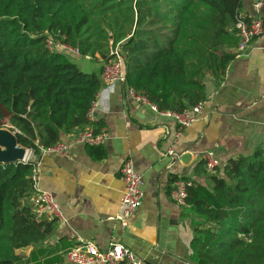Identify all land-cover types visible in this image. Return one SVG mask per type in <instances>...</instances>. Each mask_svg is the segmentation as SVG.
<instances>
[{
  "label": "trees",
  "instance_id": "1",
  "mask_svg": "<svg viewBox=\"0 0 264 264\" xmlns=\"http://www.w3.org/2000/svg\"><path fill=\"white\" fill-rule=\"evenodd\" d=\"M243 0H0V126L39 154L93 124L87 118L101 88L100 72H86L47 40L91 60H109L118 45L126 88L159 110L181 111L206 99L204 77L216 82L236 56L235 23L249 20ZM101 71V70H100ZM93 158L96 146H87ZM34 162L0 164V264H24L17 250L36 247L55 230L37 218ZM192 180L182 218L192 230L194 264H264V143ZM176 177H172L170 190ZM27 260V258H26Z\"/></svg>",
  "mask_w": 264,
  "mask_h": 264
},
{
  "label": "crops",
  "instance_id": "2",
  "mask_svg": "<svg viewBox=\"0 0 264 264\" xmlns=\"http://www.w3.org/2000/svg\"><path fill=\"white\" fill-rule=\"evenodd\" d=\"M242 3L244 16L260 17L264 23V0ZM64 53L75 62L82 59ZM83 59L78 65L86 72H100L101 61ZM204 82L203 109L190 126L138 103L125 84L101 85L92 122H100L99 129L108 133L93 150L103 152L102 158H93L80 144L71 147L68 157L29 152L28 159L40 163L38 187L52 193L63 218L56 219L54 233L38 246L17 250L24 264H71L65 251L86 240L99 247L121 243L144 264H194L192 230L170 197L171 179L182 176L205 183V175L194 171L203 152L212 150L221 169L227 159L264 143V33L245 54L234 57L222 81L206 74ZM73 135L62 132L60 141L70 143ZM126 160L142 174L143 198L121 225L115 217L124 189L119 173Z\"/></svg>",
  "mask_w": 264,
  "mask_h": 264
},
{
  "label": "built area",
  "instance_id": "3",
  "mask_svg": "<svg viewBox=\"0 0 264 264\" xmlns=\"http://www.w3.org/2000/svg\"><path fill=\"white\" fill-rule=\"evenodd\" d=\"M237 30L238 42L235 47L236 56L245 54L252 42L257 37L264 33V23L262 18L253 17L247 21L238 19L235 23ZM49 48L59 52H73L80 56L76 49L70 48L61 43H55L51 39L47 40ZM110 59L105 61L101 66L100 79L102 85L112 87L116 83L125 84L126 71L123 57L118 49V45L110 50ZM87 58V57H85ZM128 93L138 103L147 104L152 110L159 112L161 115L173 120L176 124L187 127L195 122L203 109V102H200L191 108L181 111L175 110H159L157 106L150 102L146 97L135 93L134 90L128 88ZM97 99V97H96ZM96 99L91 103L87 113V118L90 122L93 119V111L96 107ZM108 138V133L105 129L95 131L93 125H88L85 129L74 133L72 141L65 143L58 141L51 146H43L37 140L35 144L41 155L55 154L68 157L71 153V147L74 144L84 146H99ZM32 150L29 149V152ZM167 154H173L171 149L166 151ZM203 160L205 168L208 172H213L216 168H220L221 163L216 158L212 150L203 152ZM28 159V156L26 158ZM33 162V161H32ZM39 162H34L33 168V192L31 201L35 204L36 217L39 218H55L62 219L63 214L58 202L54 196L47 190L40 189L37 185ZM119 177L124 184V189L119 204V211L115 219L121 225H125L128 218L134 214L139 207L143 198V177L138 172L131 160H126L121 168ZM192 185V180L187 177L178 176L172 183L170 197L178 206L186 204L187 189ZM65 258L71 264H144L143 260L137 257L132 250L123 246L118 242H110L106 247H99L90 240L80 241L76 245L68 248L65 251Z\"/></svg>",
  "mask_w": 264,
  "mask_h": 264
},
{
  "label": "water",
  "instance_id": "4",
  "mask_svg": "<svg viewBox=\"0 0 264 264\" xmlns=\"http://www.w3.org/2000/svg\"><path fill=\"white\" fill-rule=\"evenodd\" d=\"M29 154V148L18 142L14 131L0 126V164L23 162Z\"/></svg>",
  "mask_w": 264,
  "mask_h": 264
},
{
  "label": "rangeland",
  "instance_id": "5",
  "mask_svg": "<svg viewBox=\"0 0 264 264\" xmlns=\"http://www.w3.org/2000/svg\"><path fill=\"white\" fill-rule=\"evenodd\" d=\"M81 60L84 61L85 59H83V58H82V59H79V60L76 62L77 65L79 64V61H81ZM90 61H91V60H90ZM91 62H92V61H91ZM78 66L80 67V69H82L83 71H85L84 68H82V66H80V65H78ZM221 169H222V168H221ZM221 169L218 170V172H219L220 174H221Z\"/></svg>",
  "mask_w": 264,
  "mask_h": 264
}]
</instances>
